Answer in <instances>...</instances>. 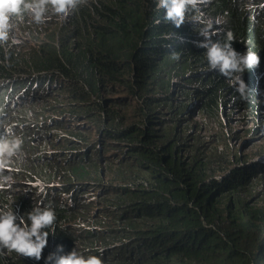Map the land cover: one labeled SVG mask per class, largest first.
<instances>
[{
  "label": "trees",
  "instance_id": "1",
  "mask_svg": "<svg viewBox=\"0 0 264 264\" xmlns=\"http://www.w3.org/2000/svg\"><path fill=\"white\" fill-rule=\"evenodd\" d=\"M156 4L76 0L71 14L54 23L50 43L38 44L25 63L14 64L8 44L0 42V85L8 84L10 102L15 79L31 89L29 102L63 87L73 117L90 121L98 139L114 149L112 157L134 173L110 190L114 199L103 200L113 219L106 226L100 216L91 223L79 213L76 189L60 194L46 187L34 202L30 192L22 200L21 190L0 191V205L10 195L24 213L42 200L56 214L40 262L9 253L0 254V264H43L58 244L65 253L75 247L99 255L103 264H264V147L254 158L237 156L224 132L225 115L239 112L253 121L252 136L264 135V25H254L256 12L248 16L245 0L202 6L206 17L222 21L212 40L223 42L230 31L237 52H259V67L243 74L249 91L242 100L208 70L205 49L196 46L203 37L202 26L191 22L194 13L175 28ZM10 24L9 38L15 30L32 34L37 28L27 14ZM84 169L75 165L67 175L83 180ZM21 170L29 187L48 179L39 167L22 164Z\"/></svg>",
  "mask_w": 264,
  "mask_h": 264
},
{
  "label": "rangeland",
  "instance_id": "2",
  "mask_svg": "<svg viewBox=\"0 0 264 264\" xmlns=\"http://www.w3.org/2000/svg\"><path fill=\"white\" fill-rule=\"evenodd\" d=\"M245 2L248 3L245 10L250 18L251 12H256L254 25L262 27L264 15L260 17L259 12L264 11L261 9L264 0H245ZM70 14L71 10L67 16L61 18L63 14L58 16L49 8L46 13L48 19L43 24H36V32L29 34L15 30L6 41L13 54L11 61L14 64L29 61L32 54H35L38 44L49 42L50 35L54 31V23L63 21ZM13 81H15V90L11 102L9 100L13 94L10 96L5 89L8 84L0 85V110L3 111L2 114L0 113V122L11 125L13 132L23 138L21 158L25 169L31 166L42 169L48 177L44 183L45 186L51 187L53 191L60 194L62 190L76 189L74 196L81 198L76 201V208H81L79 213L90 217L91 223L95 221L96 216H100L104 219V226L112 225L113 219L107 217L103 211L107 205L103 200L114 199L115 194L110 190L122 187L127 180L133 177L134 173L121 166L116 157H112L114 149L98 139L90 121L82 117L77 119L73 117L74 111H71V107L67 108V98L70 92L63 87L52 86L47 93H38L34 96V101L29 102L31 89L27 90L25 86L20 87L25 80L15 79ZM5 97H8L6 104L4 103ZM225 116V119L229 120L224 124V132L231 138L230 146L233 151L237 156L240 153L245 158H254L258 149L261 146L264 147V135L252 136L253 121L240 115L239 112L237 115L227 113ZM0 131L3 129L0 128ZM21 165L18 171L12 172L16 184L11 190L1 192L19 195L16 191L21 190L22 200H24L27 192L33 193L35 190L29 189L26 185L29 183V176L21 173ZM75 165L85 167L86 175L82 174L84 175L83 180L73 179L67 175V172ZM34 179L37 178H31V180ZM43 181L41 180L42 183ZM30 183L35 184V181ZM85 186L86 188H83ZM29 199L31 200L28 201L34 202L37 197L30 195ZM89 201L94 204H89ZM79 215L82 216V214Z\"/></svg>",
  "mask_w": 264,
  "mask_h": 264
},
{
  "label": "clouds",
  "instance_id": "3",
  "mask_svg": "<svg viewBox=\"0 0 264 264\" xmlns=\"http://www.w3.org/2000/svg\"><path fill=\"white\" fill-rule=\"evenodd\" d=\"M75 3L76 0H0V42L9 39L12 17L27 14L33 23L40 25L48 19L46 13L49 8L58 16L63 14V18L75 7ZM209 3L211 0H157L156 7L164 9L163 20L170 22L175 28L185 23L187 12L194 13L191 22L202 26L198 34L203 37L196 46L205 49L208 70L224 77L242 100L247 99L249 88L243 74L259 67V52L248 48L243 53L237 52L232 47L233 35L230 31L225 33L223 42L212 40L211 37L218 31L216 26L222 21L219 17H206L202 6ZM0 128L3 129L0 131V191H8L16 184L12 172L18 171L23 163V138L13 132L11 125L0 122ZM31 184L29 188L35 190L32 193L35 196L46 190L45 184L40 180ZM6 199L8 202L0 205V254L15 253L40 262L50 233L54 231L56 214L52 204L38 200L29 211L20 213L18 207H13V198L9 195ZM97 251L102 252V249ZM43 264H103V260L99 255H84L75 247L65 253L64 246L58 244L55 251L43 256Z\"/></svg>",
  "mask_w": 264,
  "mask_h": 264
}]
</instances>
